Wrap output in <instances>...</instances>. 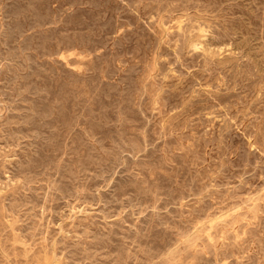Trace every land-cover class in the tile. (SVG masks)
<instances>
[{"label": "rangeland", "instance_id": "1", "mask_svg": "<svg viewBox=\"0 0 264 264\" xmlns=\"http://www.w3.org/2000/svg\"><path fill=\"white\" fill-rule=\"evenodd\" d=\"M0 264H264V0H0Z\"/></svg>", "mask_w": 264, "mask_h": 264}]
</instances>
